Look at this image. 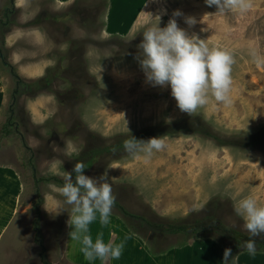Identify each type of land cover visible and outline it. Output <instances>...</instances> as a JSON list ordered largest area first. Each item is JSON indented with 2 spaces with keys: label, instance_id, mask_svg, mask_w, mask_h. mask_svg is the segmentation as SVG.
I'll list each match as a JSON object with an SVG mask.
<instances>
[{
  "label": "rangeland",
  "instance_id": "1",
  "mask_svg": "<svg viewBox=\"0 0 264 264\" xmlns=\"http://www.w3.org/2000/svg\"><path fill=\"white\" fill-rule=\"evenodd\" d=\"M252 5L206 15L217 9L205 0H0V264H104L86 260L69 237L71 208L59 189L66 172L75 181L77 161L86 176L107 173L116 196L110 223L97 214L88 232L94 242L102 233L106 244H124L107 264H223L233 243L225 227L249 237L238 201L251 196L264 206V66L250 55L264 57V0ZM157 16L159 27L175 19L233 54L231 104L210 97L189 116L170 86L146 81L138 45ZM149 130L140 140L166 142L150 158L109 147ZM153 222L209 234L174 235ZM239 249L230 264H264L263 250Z\"/></svg>",
  "mask_w": 264,
  "mask_h": 264
},
{
  "label": "clouds",
  "instance_id": "2",
  "mask_svg": "<svg viewBox=\"0 0 264 264\" xmlns=\"http://www.w3.org/2000/svg\"><path fill=\"white\" fill-rule=\"evenodd\" d=\"M209 7L215 6L217 11L206 15H224L228 12L247 13L252 8V0H205ZM177 10L173 16H180ZM158 23L143 30V40L138 45L141 50L137 59L143 70L146 81L152 86L168 87L175 99L178 109L193 116L199 108L214 98L218 103L231 104L232 66L235 58L232 53L218 48H209L205 40L189 36L184 29L178 27L175 19L161 28ZM192 17L186 18V23L194 24ZM257 68L264 66V57L256 51L250 53ZM124 150L130 155L144 153L145 159L154 152L163 151L166 142L162 137L138 140L131 136L124 141ZM86 168L84 162L77 161L74 165L75 181L72 174L66 172L64 184L59 189L64 197V203L69 205L68 226L70 239L80 242L81 251L88 261L99 258L104 264L109 259H119L124 247L123 243H105L101 233L93 241L89 225L99 216L101 225L110 223L109 217L115 206L116 196L113 194L107 173L99 179L83 174ZM236 214L243 219V229L254 238L264 234V206L251 196L240 199L234 208ZM243 248L254 253L255 239H248ZM232 257L231 249L226 248L223 254V264H228Z\"/></svg>",
  "mask_w": 264,
  "mask_h": 264
},
{
  "label": "trees",
  "instance_id": "3",
  "mask_svg": "<svg viewBox=\"0 0 264 264\" xmlns=\"http://www.w3.org/2000/svg\"><path fill=\"white\" fill-rule=\"evenodd\" d=\"M154 132L152 130H149V132L145 131V132H141V133H136V134H132L131 136L135 137L136 139L140 140L142 138H146L148 136H151V133ZM264 132V130H263ZM130 136V137H131ZM130 137H124L123 140L120 141L119 144H117L116 142H112L109 147L110 148H113V147H116L118 148V146L120 147H123V144H124V141L129 139ZM140 217V216H139ZM126 222V220H125ZM129 225V223H127ZM153 226H156L157 229H161L162 231H165V233H170V234H174V235H182V233H185L187 231H195L194 232V235H200L203 236V235H208L209 231L205 230L203 231V229L198 233L197 229H198V226H193V225H190V226H187V225H175V224H172V223H163V222H153L152 223ZM149 226V224H148ZM131 229H133V231L136 232V230L132 227ZM204 229H206V227H204ZM225 230H227V235H228V239H230L231 241H233V243H231L230 248H231V253L235 252V251H239L241 248V245H243V243L245 241H247L248 239H250L251 237L247 236L246 238V233L242 232V231H239L238 229L236 228H233V227H225ZM196 233V234H195ZM226 238V237H225ZM225 238H218L219 241H221L222 243L224 242V239ZM259 239H255V242L256 243V248L257 250H264V244L262 242V240H264V238L261 240L260 237L258 236ZM229 241V240H228ZM231 258V257H230ZM230 260V259H229ZM229 264H230V261H229Z\"/></svg>",
  "mask_w": 264,
  "mask_h": 264
},
{
  "label": "crops",
  "instance_id": "4",
  "mask_svg": "<svg viewBox=\"0 0 264 264\" xmlns=\"http://www.w3.org/2000/svg\"><path fill=\"white\" fill-rule=\"evenodd\" d=\"M108 3V2H107ZM3 95H4V90H3V88H2V84H1V82H0V104H1V100H2V98H3ZM2 234V233H1ZM0 234V235H1ZM192 246V245H191ZM189 248H191V253L193 252V253H196V252H194V246H192V247H189ZM217 248H219V247H217ZM225 250V249H224ZM221 251L223 252V250L221 249ZM142 253L145 255V258L146 259H149L150 261H154V260H152V259H154L150 254H148L149 253V251H147V247H145V251H142ZM262 253V255H263V253H264V250L261 252ZM239 254V252H237L236 254H235V258L237 257V255ZM262 255H261V257H262ZM186 257H188V256H185V258ZM238 258H239V256L237 257V261H238ZM215 261H216V259H215ZM213 262H214V259H213Z\"/></svg>",
  "mask_w": 264,
  "mask_h": 264
},
{
  "label": "flooded vegetation",
  "instance_id": "5",
  "mask_svg": "<svg viewBox=\"0 0 264 264\" xmlns=\"http://www.w3.org/2000/svg\"><path fill=\"white\" fill-rule=\"evenodd\" d=\"M105 12H106V8H105ZM85 17H87L88 19L90 18L92 21H93L94 18H95L93 12H92V13L88 12L87 14H85ZM74 51H75V52H74V56H75L76 54H79V52H78L77 50H74Z\"/></svg>",
  "mask_w": 264,
  "mask_h": 264
}]
</instances>
